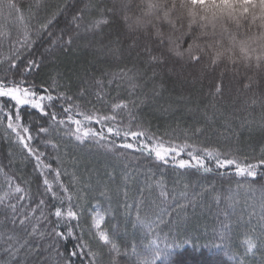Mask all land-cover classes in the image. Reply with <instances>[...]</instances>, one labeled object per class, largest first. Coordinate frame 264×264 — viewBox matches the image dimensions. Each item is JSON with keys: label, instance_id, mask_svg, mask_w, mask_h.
<instances>
[{"label": "snow or ice", "instance_id": "obj_1", "mask_svg": "<svg viewBox=\"0 0 264 264\" xmlns=\"http://www.w3.org/2000/svg\"><path fill=\"white\" fill-rule=\"evenodd\" d=\"M69 8L71 19L65 18L58 32L54 31L61 14ZM23 10L24 5L17 0H0V14L7 12L20 18ZM44 11L43 18L39 9L33 17L34 39L26 31L19 46L0 61V130L19 149L22 162H35L33 171L38 174L33 181L35 191L28 196L22 194L26 191L22 186H12V176L0 167L9 185L0 196V216L4 217L0 223V260L6 256L4 264H165L162 258L177 247L168 242L173 217L178 220L181 211L208 195L193 193L189 198L185 192L182 196L186 203L153 209L144 196V187L129 189L130 165L121 168L118 178L113 164L112 171L103 173L107 183L101 180L93 184V169L77 157L71 165L76 171L70 174L69 181L79 189L74 198L60 179L68 174L61 172L64 160L49 157L46 151L51 146L59 152L63 137L69 138L68 143L78 142L77 146L91 142L99 154L113 161L129 158L123 149L138 153V162L154 158L157 165L170 164L180 170L209 173L214 164L220 175L234 173L235 177L252 178L249 191L257 177L264 188V91L241 99L239 87L242 84L243 91H252V83L258 81L249 72L264 76V0H72L71 5ZM38 44L44 51L37 58H29ZM73 50L93 57L84 58L79 67L73 65L67 70L82 85L78 96L61 90L67 85L59 83L66 75L59 66L48 74L51 83L46 80L37 84L36 77L49 57L58 52L67 55ZM221 64L224 69L219 75H212ZM177 66L181 72L185 68L198 71L193 83L198 80L199 87H181L180 94L173 95L177 81L170 77L168 81H157L165 69L175 74ZM227 71L233 73L237 95H233L232 82H223ZM85 96L90 97L84 105H91L87 110L74 102ZM110 100L118 102H112L110 112H105ZM165 103L168 107H164ZM173 105L176 109L182 107L184 116L177 118L176 127L167 124L163 132L159 125L153 126L144 112L147 108L153 117L167 115L174 110ZM58 106L62 111L56 110ZM37 113L49 120L34 122L32 118ZM187 116L192 118L191 123L184 119ZM93 124L99 125V130ZM245 133L250 141L259 133L250 143V151L240 146ZM202 137L203 146L190 142ZM41 144L45 150H41ZM81 164L87 179L81 175ZM53 172L59 191L54 190L48 178ZM96 175H100L98 170ZM242 187L237 181V189ZM93 191L107 197L109 206L113 202L117 208L122 205L132 227L146 229L143 239L149 235L153 238L141 246L136 241L121 240L119 224L105 230V215L98 210L102 202L90 204L96 198L89 195ZM212 192L218 208L213 221V237L220 241L217 247H227L229 252L235 247L240 253V264H247L248 255H254V249L264 245V206L255 223L253 215L246 213V248L241 250L238 244H231V213L225 209L224 216L219 215L222 196L214 187ZM226 199L230 201L231 195ZM165 215L169 216L167 221ZM164 228L169 229L167 235H163ZM69 240L75 241L70 250L65 247Z\"/></svg>", "mask_w": 264, "mask_h": 264}, {"label": "trees", "instance_id": "obj_2", "mask_svg": "<svg viewBox=\"0 0 264 264\" xmlns=\"http://www.w3.org/2000/svg\"><path fill=\"white\" fill-rule=\"evenodd\" d=\"M18 3L24 5L23 13L20 15V18L16 14L9 16L7 12L0 14V61H3L6 57L10 56L12 50L15 47L19 46L20 41H23L25 32L27 31L29 38L34 39L32 35V28L35 25V17L37 15V10L39 9V16L43 18L45 15V8L49 12L55 11L57 8H63L66 5H71L72 0H17ZM31 5V8H29ZM131 16V13H129ZM65 18L71 19V8L68 12H63L60 16L59 23L54 31L59 30V27H62ZM131 21H129L130 23ZM121 24L124 25L125 30L127 29V24L121 19ZM136 34L133 33V36ZM131 41H129L130 43ZM44 51V47L38 44L35 48L34 55L29 58H37L40 53ZM92 59L93 57L83 51H70L67 55L63 52H58L55 57H49L46 64L41 68L39 75L36 77L37 84H42L46 80L51 83L48 79V74L52 72L54 67L59 66L65 72V79L59 81L61 84H66V89H61L67 91L68 95L78 96L80 94V89L82 87L80 81L75 75L68 73V69L75 65L79 67L82 59ZM225 65L221 64L215 69V72L212 75H219V73L224 69ZM243 71V70H242ZM208 70H205L207 73ZM99 76V73H96ZM194 75L199 76V72L185 68L181 72L179 66L175 74H171L164 70L161 76L157 77V81L164 79L166 81L171 78V81H177L176 91L173 95H179L181 87L185 89H194L199 87V81L193 83ZM248 75L253 76L254 81L252 83V91H243V85H239L242 89L241 99L245 97H252L253 92L264 91V76L256 77L254 73L249 72ZM246 81L247 77H243ZM186 81V83H185ZM225 85H228L230 82L233 84V95H237L236 87L237 85L233 81V73L231 71L225 72L224 80ZM207 83V80L204 81ZM55 86V85H53ZM168 87L171 88V83L169 82ZM115 89V85H113ZM187 95V91L184 93ZM112 96H116V92H112ZM167 96V93H165ZM90 99V97H83L80 100H75L74 102L80 104L82 109L87 110L91 108V105H87V108L84 107L85 101ZM118 102L110 100L108 103V108L105 109V112H110L111 103ZM99 107V105H97ZM164 107H168L165 103ZM173 111H170L167 115L153 117L147 108L144 109L145 113H148L149 118L152 119L153 126L159 125L161 132H163L164 127L167 124H171L172 127H176L177 118L184 116V110L181 107L176 109V106L173 105ZM57 111H62L59 106L56 109ZM51 111V110H50ZM74 113L76 109L73 110ZM255 115L259 117V109L256 110ZM80 118V117H77ZM33 121H39V123H44L49 120V117H39V113L34 116ZM119 119V118H118ZM188 123H191L192 118L190 116L184 117ZM181 126H184V121H180ZM92 127L99 130V125H91ZM55 135V134H54ZM259 133H256L252 141L249 140L247 133L241 136L240 146L245 151H250V143L254 142L255 137ZM69 138L63 137L59 140L60 148L59 152L54 150L49 146L46 151L49 154V157L59 156L64 160V166H61V172H66L68 174L62 175L60 177L69 187V194L75 198V194L79 191L78 187L75 184H69L71 179L70 174L76 171L71 165L75 158H81L88 167L93 169L92 183L96 184L103 180L107 183V180L104 179L103 173L105 170L112 171V165H116V175L119 178L121 176V168L124 165H130L128 171L130 173L131 179L129 180V189L134 191L137 186L144 187V196L147 199L148 203L152 206L153 209L159 207H167L168 204L175 206L176 202L186 203L182 193H187L189 198H191L193 193H208L202 200H198L194 203L193 206L187 208L186 211H181L179 214V219L177 220L173 217V226L171 228V235L168 237V242L174 243L177 245L171 252V255L163 257L165 264H240V253L235 247L232 248V251L229 252L227 247H217L220 243L219 240L213 237V221L216 220L218 215V208L216 202L212 200V195L215 193L212 192L213 187L217 193H221L222 199L219 205V215L221 217L225 214V209L231 213V232L232 237L231 244L239 245L241 250L246 248L243 241L247 238L248 230L245 229L244 223L249 219V215H253V223H255L260 218V213L262 206H264V188L260 184V177H257L255 182H252V189L249 191L248 184L252 178H240L235 177L234 173L229 176L227 173L220 175L219 172L214 168L213 171L209 173H204L202 171H197L196 169L180 170L173 168L170 164L157 165V162L147 160L137 161L136 157L139 156L138 153L132 154L131 150H121L123 152L129 153V158L123 161H113L108 157H105L99 154L96 149L92 146L91 142H86L83 145L77 146L78 142L68 143ZM203 137L200 140H192L190 142L196 143L198 146L201 145ZM55 142V141H54ZM118 143L120 141H117ZM37 143H40L37 141ZM205 144L214 143V141H205ZM41 150H45L41 144ZM184 158H187L186 156ZM34 161L25 163L22 162L19 155V149L6 138L0 130V167L4 168V171L8 172L13 178V187L20 185L26 189L25 195L30 196L35 191L34 179L38 175L33 171ZM53 167L55 168L56 160H52ZM139 164V166H137ZM96 170L100 172V175H96ZM264 171V168L261 169ZM81 175H84V178L87 179L86 174L84 173V165H80ZM53 182L54 190L59 191L57 185L55 184V173L53 172L48 177ZM157 181L160 184H157ZM237 181H240L244 187L237 189ZM9 185L5 179L4 173L0 172V196L4 195V191L8 189ZM92 187V185H89ZM43 190V186L41 188ZM164 195H161V193ZM63 195V193H60ZM80 195H84L83 192H80ZM90 197H96L95 199L90 200L91 205L102 202V207L98 209L105 215V224L102 227L107 230L108 226L112 224H119L121 228L120 239L126 240L129 242L136 241L142 246L145 243H148L152 236H147L146 239H143L146 235V229L141 230L139 227L133 228L131 223L126 219L127 210L121 205L117 208L115 202L110 206L107 203V197H100L99 192L93 191L90 194ZM231 195L232 199L229 201L226 199ZM132 201L129 200V203ZM87 203V202H85ZM68 206L67 198H65V209ZM104 208H108V212H104ZM247 213V214H246ZM136 215L135 209L132 210V217ZM155 219V217H153ZM165 221L169 219L168 215L164 216ZM89 223L90 217L88 218ZM4 221V217L0 216V223ZM8 227H11L9 224ZM163 227V226H161ZM169 232L168 228H164L163 235H167ZM187 233V235H185ZM2 242V241H0ZM74 240H69L65 243L67 249H71ZM131 250V249H129ZM254 255L249 254L247 257V264H262V257H264V245H261L260 248L254 249ZM0 256H3L2 251H0ZM4 259L0 260V264H4ZM79 264V262H77Z\"/></svg>", "mask_w": 264, "mask_h": 264}]
</instances>
